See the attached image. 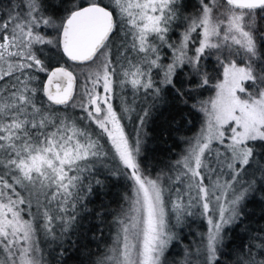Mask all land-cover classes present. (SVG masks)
<instances>
[{
  "label": "snow or ice",
  "instance_id": "1",
  "mask_svg": "<svg viewBox=\"0 0 264 264\" xmlns=\"http://www.w3.org/2000/svg\"><path fill=\"white\" fill-rule=\"evenodd\" d=\"M73 257L264 264V0H0V264Z\"/></svg>",
  "mask_w": 264,
  "mask_h": 264
},
{
  "label": "trees",
  "instance_id": "2",
  "mask_svg": "<svg viewBox=\"0 0 264 264\" xmlns=\"http://www.w3.org/2000/svg\"><path fill=\"white\" fill-rule=\"evenodd\" d=\"M189 3H194V0H189ZM210 92H204V96L207 97L210 95ZM167 115V114H166ZM189 119H192L193 122L191 125H185L183 128H180L178 131L174 130L177 125H173V130H171V135L169 136L168 132L164 133L163 140H166L167 143H164L163 141H157L155 139L151 140V146L157 151L155 152V155L157 159H167L169 157H176L178 156L185 148V138L192 136L196 130L199 128L200 124V114H195V118L189 117ZM149 136L150 138L157 137L160 134V128L158 125H149L148 128ZM167 149H171V151H167ZM126 191V185H123L122 183L118 185L117 187L111 188V196L103 197V200L105 203H110L114 199L117 198V194L123 193ZM99 200L97 201L96 205H90V207L98 206ZM113 207H115V203L112 204ZM259 205L258 204H252L250 205V209H255L257 214L259 212ZM98 223L97 221H94L89 217L88 220L84 222L85 229H91L94 224ZM206 230V224L197 219L190 223V227L186 228L183 232V245H194L196 242L199 241L200 236L199 233ZM104 235L102 237H98L97 239H91V233H89V239L85 240L83 243L87 244L89 248L92 250H97L96 246L99 244L101 249L106 245L107 242H110V233L107 228H104ZM239 239H236V243H239ZM173 258L176 261H179L182 256V247L176 246L172 250ZM80 259H84V256H81ZM69 264H80V261L73 257L69 260Z\"/></svg>",
  "mask_w": 264,
  "mask_h": 264
}]
</instances>
